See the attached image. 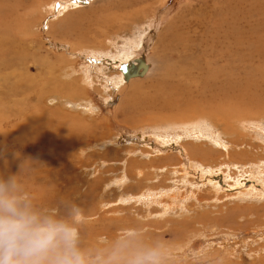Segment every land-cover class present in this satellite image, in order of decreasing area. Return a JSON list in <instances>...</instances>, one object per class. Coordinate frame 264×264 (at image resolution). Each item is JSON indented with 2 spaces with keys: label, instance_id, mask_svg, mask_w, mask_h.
<instances>
[{
  "label": "rangeland",
  "instance_id": "374dc122",
  "mask_svg": "<svg viewBox=\"0 0 264 264\" xmlns=\"http://www.w3.org/2000/svg\"><path fill=\"white\" fill-rule=\"evenodd\" d=\"M214 40L206 63L204 46ZM138 56L147 73L127 80L119 67ZM190 67L194 77L181 78L191 88L220 70L230 72L231 96L255 100V114L216 121L222 106L214 104L215 120L141 122L172 114L141 109L142 101L154 99L158 81L171 82ZM53 79L77 93L57 95L50 90ZM235 104L242 110L240 101ZM9 125L25 135L20 142L2 139ZM0 129V151L16 152L13 173L21 171L38 207L66 215L70 203L80 206L76 221L88 251L103 254L116 240L138 236L145 244H163L165 264L264 258V0H0ZM64 134L75 139L70 150ZM52 135L59 155L34 143ZM199 144L201 153L192 146ZM192 154L208 162L197 164ZM250 159L262 161L255 166ZM41 188L44 203L36 196Z\"/></svg>",
  "mask_w": 264,
  "mask_h": 264
},
{
  "label": "clouds",
  "instance_id": "9594fccd",
  "mask_svg": "<svg viewBox=\"0 0 264 264\" xmlns=\"http://www.w3.org/2000/svg\"><path fill=\"white\" fill-rule=\"evenodd\" d=\"M20 174L0 176V264H165L163 246L138 236L116 240L104 254L86 250L80 206L70 203L66 215L43 211Z\"/></svg>",
  "mask_w": 264,
  "mask_h": 264
},
{
  "label": "bare ground",
  "instance_id": "6f19581e",
  "mask_svg": "<svg viewBox=\"0 0 264 264\" xmlns=\"http://www.w3.org/2000/svg\"><path fill=\"white\" fill-rule=\"evenodd\" d=\"M81 1H84V0H81ZM75 2V1H74ZM20 7V6H19ZM47 7V6H46ZM219 27V26H218ZM207 32V31H206ZM175 33H170V35H169V39L171 40V41H176L177 39H173V35H174ZM214 34V33H213ZM213 39V38H212ZM191 42V41H190ZM217 44V41H212L211 42V44L210 45H206V46H204V51H203V57L205 56L206 58H208V59H206V63H209L210 62V59H211V57H209V56H211L212 55V53H213V50H214V46ZM194 48V47H193ZM187 49V48H186ZM184 52H186L185 51V49H184V47L182 48V53H184ZM174 53H176V52H174ZM193 52H191V53H188L189 55H191ZM181 55V54H180ZM186 55V54H185ZM184 55V56H185ZM221 55H222V53H221ZM181 56H183V55H181ZM188 56V55H187ZM177 59H179V58H177ZM182 61V60H181ZM184 62V61H183ZM180 63V62H179ZM185 63V62H184ZM185 64H187V63H185ZM188 65V64H187ZM192 66H193V68H195L196 66L194 65V64H191ZM190 66V65H189ZM193 68H189V71L188 72H186L185 70H183L184 72H179V76L180 77H176V78H174L171 82L170 81H158L157 83H156V85H155V87H156V89L157 88H159V90L158 91H156L155 92V97H154V99L152 98V97H150V98H152V99H147V100H149V102H145V101H142V106H141V109H147V108H152L153 110H154V108H156V109H158V110H162V109H167V110H169V111H171L172 112V114H170V113H168L167 115L168 116H166V115H164V116H162V115H160V116H158V118L156 117V114H155V116H153V117H150V119H148V118H144V120L143 121H141V122H152V121H155L156 119H165L166 120V118L168 117V119H171V120H174V121H183V123L185 122V121H188L187 122V124L189 123V122H191L193 119H195V118H197V117H201V118H203L204 117V119H210V120H215V118L217 117V115H219V112L217 111V110H215L213 107L214 106H217V105H214V104H221V105H219V106H222V109H221V117L220 118H218V119H216V121H218V120H226V118L227 117H231V118H228V120L229 119H232V117H239V118H247L248 116H252V115H254L255 113L254 112H252V110H255V107L256 106H259L258 105V103L255 101V100H253V99H234V97H232L231 96V94H232V91H231V89L234 87V83L230 80L232 77H231V73L230 72H226L225 70H220V71H218L216 74H215V76H211V81L208 79V81H206L204 78H201V80L198 82V86H196V88H191V85L190 84H187V81H185L183 78H181V77H185V79L186 78H189V75H191V73H192V71L194 70ZM197 68V67H196ZM119 70H120V74L122 73V75H123V73H125V77L127 78V80L129 79H133V78H137V77H141V76H144V74L145 73H147V64H146V62H145V58H144V56H138V57H136V58H133V59H131L130 61H127V63H123V64H121L120 65V67H119ZM198 72H201L202 71V69L201 68H198ZM221 74H223V75H221ZM226 74V75H225ZM121 75V76H122ZM199 75V74H198ZM194 77V75H191V77ZM220 76H224L223 77V79H222V81H221V78H220ZM54 78V77H53ZM220 78V79H219ZM163 79V78H162ZM54 81L51 83V85H52V87H50V90L51 91H53V92H55L57 95H62L63 97H67V98H69L70 96H72L73 94H76L77 93V90H76V88H75V86H73V85H69V84H63V83H57V81H56V79H53ZM123 82H124V79L122 80ZM225 81V82H224ZM221 82H224V84L225 85H222L221 84ZM12 88H14V87H12ZM16 88V87H15ZM14 88V89H15ZM17 88H19L18 86H17ZM168 88V90H166ZM23 89V88H22ZM192 89H194L195 90V92H191V91H194V90H192ZM24 90V89H23ZM23 90H22V92H23ZM18 91V90H17ZM18 92H20V91H18ZM8 93H11V91H8ZM7 93V95H9ZM4 94H6V92L4 93ZM14 95H15V92L13 93ZM18 94H20V93H18ZM22 94V93H21ZM12 95V94H11ZM10 96V95H9ZM13 96V95H12ZM12 96H10V97H12ZM146 96V95H145ZM5 97H7V98H9L8 96H5ZM147 98V97H146ZM23 99V98H22ZM185 100L186 99V103L185 102H183L182 100ZM146 100V99H145ZM151 100H153V101H151ZM52 101V100H51ZM236 101H240L241 102V104H242V107L240 108V109H242V110H239V107L235 104V102ZM237 104H239V103H237ZM240 105V104H239ZM206 109H208V111L206 110ZM246 111V112H245ZM18 113H16V115H17ZM22 114V113H21ZM42 113H40V115H41ZM10 115V114H9ZM14 115V114H13ZM20 115V114H19ZM19 115H17V116H19ZM43 115H45V114H43ZM43 115H41L42 117H44ZM49 115V114H48ZM48 115H47V119L46 120H48V121H52V122H54L55 124H57L58 123V120L57 119H55V118H50V117H48ZM199 115V116H198ZM16 116V117H17ZM23 116V115H22ZM26 116V115H25ZM46 116V115H45ZM8 117H10V116H8ZM20 117V116H19ZM19 117H18V119H19ZM11 118H15V115H14V117H11ZM57 118V117H56ZM200 118V119H201ZM249 118V117H248ZM254 119H255V117H253ZM1 119H2V117H1ZM3 119H5V118H3ZM41 119V118H40ZM43 119V118H42ZM71 119V118H70ZM256 119H258V118H256ZM263 119V118H262ZM22 120V122L24 123V121H23V119H21ZM20 120V121H21ZM26 120V119H25ZM29 121H30V119H28ZM67 120V119H66ZM165 120H161V121H165ZM190 120V121H189ZM236 120V119H235ZM249 120V119H248ZM14 121V120H13ZM19 121V120H18ZM237 121V120H236ZM247 121V120H246ZM250 121V120H249ZM257 121V120H256ZM8 122H9V120H8ZM12 122V121H11ZM239 122V121H238ZM244 122V121H243ZM242 122V123H243ZM251 122H252V120H251ZM253 122H254V120H253ZM18 123V122H17ZM16 123V124H17ZM28 123V122H27ZM182 122H181V124H183ZM186 123V122H185ZM218 123V122H217ZM40 124H41V122H40ZM191 124V123H190ZM2 125V124H1ZM7 124H5V126H6ZM19 125V124H18ZM42 125V124H41ZM48 125V124H47ZM215 125V124H214ZM226 125V124H225ZM2 126H4V124L2 125ZM12 126V125H11ZM10 125H9V127H11ZM17 126V125H16ZM24 126H26V125H24ZM44 126H46V125H44ZM49 126V125H48ZM138 126V125H137ZM7 127V126H6ZM37 127V126H36ZM42 127V126H41ZM50 127V126H49ZM89 126L87 125V127H86V129L88 130L89 128H88ZM219 127V126H218ZM223 127V126H222ZM12 129H10L9 131L7 130H2V129H0V130H2L1 131V133H2V135H3V140L5 139V137L6 136H8L9 138L8 139H12V142H16V141H18V142H20L22 139H23V137L25 136H21V137H19V136H17L16 135V132H15V128H13V127H11ZM19 128H20V126H19ZM55 128H57V129H59L58 127H55ZM63 128V127H62ZM92 128V127H91ZM235 128V127H234ZM43 129H44V127H43ZM53 129V128H52ZM61 129V128H60ZM60 129H59V131H60ZM216 129V128H215ZM218 129V128H217ZM217 129H216V131H217ZM225 129V128H224ZM227 129H229V128H227L226 127V130ZM17 130V129H16ZM21 130H23L22 131V133H24V130L25 129H21ZM20 130V131H21ZM55 130V129H54ZM91 130H94V129H91ZM225 130V131H226ZM235 130H237L236 128H235ZM19 131V132H20ZM49 131H50V129H49ZM53 131V130H52ZM57 131V130H56ZM90 131V130H89ZM228 131V130H227ZM227 131H226V133H227ZM233 131V130H232ZM231 131V132H232ZM19 132H17V133H19ZM217 132H219V131H217ZM224 132V131H223ZM229 132H230V129H229ZM230 132V133H231ZM37 133V132H36ZM54 133V132H53ZM59 133V132H58ZM234 133V132H233ZM83 134V133H82ZM221 134H223V133H221ZM234 134H236V133H234ZM234 134H233V136H234ZM31 135V134H30ZM44 135V134H43ZM57 135V134H56ZM217 135V134H216ZM218 135H219V133H218ZM1 136V135H0ZM53 136V135H52ZM51 136V137H52ZM220 136V135H219ZM228 136V135H227ZM48 137V136H47ZM54 137V138H53ZM52 138L53 139H50V138H44V137H41V136H38V139L34 142L35 144H37V145H39L41 142H43L44 143V145H45V147H46V150H48V151H51L52 153H54L55 154V152H59V150L61 151L62 150V148L61 149H59V148H54L53 147V145L54 144H52V142H56V139H55V136H53ZM62 138H64L65 140H67V141H69V150H70V148L71 147H73L75 144V139H74V137H69V136H67V135H65L64 134V136H61ZM61 137H58V138H61ZM230 137H231V134H230ZM57 138V137H56ZM29 139V138H28ZM45 139H47V140H45ZM186 139V138H185ZM216 139H217V137H216ZM219 140H220V138H218ZM173 140H175V139H173ZM188 140V139H187ZM186 140V141H187ZM233 140V139H232ZM237 140V139H236ZM1 141V140H0ZM161 141V140H160ZM178 141V140H177ZM183 141V140H182ZM185 141V140H184ZM216 141H218V140H216ZM238 141H239V138H238ZM5 141H3V145L6 143H4ZM65 142V141H64ZM74 142V143H73ZM229 142L231 143V141L229 140ZM234 142H236V141H234ZM240 142V141H239ZM9 143V142H8ZM7 143V144H8ZM11 143V142H10ZM62 143V142H61ZM183 143V142H182ZM185 143V142H184ZM2 143H0V145H1ZM7 144L5 145V146H7ZM16 144V143H15ZM17 144H20V143H17ZM35 144H33V145H35ZM159 144V143H158ZM187 145H189L188 143H186ZM186 144H183V145H186ZM235 144V143H234ZM234 144H232V145H234ZM237 144H239V143H237ZM246 144V143H245ZM9 145V144H8ZM41 145V144H40ZM56 145H57V143H56ZM236 145V144H235ZM36 146V145H35ZM34 146V147H35ZM41 146H43V145H41ZM58 146H59V144H58ZM190 146V145H189ZM193 147H194V149H196L195 151H197V152H200L201 153V150H202V144L200 145H198V146H196V145H192ZM238 146V145H237ZM15 147H17L18 148V145H16ZM40 147V146H39ZM234 147V146H233ZM240 147V145L238 146V148ZM247 147V146H246ZM249 147V146H248ZM38 148V147H37ZM41 148V147H40ZM235 148V147H234ZM252 148V147H251ZM250 148V149H251ZM7 148H5V150H3V151H0V176H4V177H7L8 175H10V174H18L19 173V171H17V172H15V173H13V166H16L17 164H16V162H15V159H16V152H12L11 150H6ZM9 149H10V147H9ZM16 149V148H15ZM67 149V148H66ZM206 149V148H205ZM209 149V148H208ZM0 150H2V149H0ZM41 150V149H40ZM68 150V149H67ZM252 151H253V149H251ZM17 151V150H16ZM18 151H19V149H18ZM195 151H194V153H195ZM203 151V150H202ZM211 151V150H210ZM21 152V151H20ZM22 152H23V150H22ZM192 152H193V149H192ZM228 152V151H227ZM232 152V151H231ZM231 152H229V154L231 153ZM235 152V151H234ZM31 153V152H30ZM60 153H62V152H60ZM59 153V154H60ZM202 153H204V152H202ZM213 153V152H212ZM219 153V152H218ZM222 153V152H221ZM57 155H59L58 153H56ZM55 154V155H56ZM197 154V153H196ZM195 154V155H196ZM208 154V153H207ZM233 154V153H232ZM236 154V153H235ZM240 154V153H239ZM238 154V155H239ZM249 153H247L246 155H248ZM167 155V154H166ZM170 155V154H169ZM188 155V154H187ZM189 155L191 156V154L189 153ZM193 155V154H192ZM202 155L203 154H201V155H199V159H200V157H202ZM205 155H206V153H205ZM237 155V156H238ZM241 155V154H240ZM61 156V155H60ZM64 156V155H63ZM189 156V157H190ZM194 156V155H193ZM210 156V154L208 155V157ZM219 156V155H218ZM229 156H231L232 157V155H229ZM235 156V155H234ZM244 156V155H243ZM252 156H254V155H252ZM257 156V155H256ZM6 157H9L10 159H6ZM52 157V156H51ZM55 157H57V156H55ZM188 157V156H187ZM192 157V156H191ZM194 157H196V156H194ZM194 157H193V159L191 160L190 159V161L193 163V162H195V160H194ZM210 157H212V156H210ZM264 157V156H263ZM163 158V157H162ZM174 158V157H173ZM205 158V157H204ZM235 158V157H234ZM233 158V159H234ZM241 158V157H240ZM176 159V158H175ZM212 159H214V158H212ZM225 159V158H224ZM232 159V160H233ZM236 159V158H235ZM234 159V160H235ZM238 159V158H237ZM236 159V160H237ZM262 159H264V158H262ZM262 159H257V160H251L250 159V161L254 164L255 162H257L258 160H261L262 161ZM166 160V159H165ZM170 160H171V158H170ZM177 160V159H176ZM196 160H197V157H196ZM207 161V159H204V161ZM211 160V159H210ZM233 160V161H234ZM56 161V160H55ZM60 161V160H59ZM168 161V160H167ZM180 161H182V160H180ZM198 161L199 160H197V164H198ZM202 160H200L199 162H201ZM204 161H202V162H204ZM213 161V160H212ZM211 161V162H212ZM216 161V160H215ZM230 161V160H229ZM243 161V160H242ZM249 161V162H250ZM260 161V162H261ZM15 162V163H14ZM179 162V161H178ZM177 162V163H178ZM208 162V161H207ZM226 162V161H225ZM236 162V161H235ZM245 162V161H244ZM150 163H152V161H150ZM205 163V162H204ZM232 163V162H231ZM251 163V164H252ZM176 164V163H175ZM180 164V163H179ZM183 164V163H182ZM196 164V165H197ZM200 164V163H199ZM206 164V163H205ZM208 164V163H207ZM212 164V163H211ZM219 164V163H218ZM223 164V163H222ZM227 164V163H226ZM239 164V163H238ZM241 164V163H240ZM252 164V165H253ZM190 165V164H189ZM224 165V164H223ZM229 165V164H228ZM233 165V164H232ZM235 165V164H234ZM243 165V164H242ZM255 165V164H254ZM253 165V166H254ZM164 166V165H163ZM171 166V165H170ZM177 166V165H176ZM201 166L203 167V165L201 164ZM210 166V165H209ZM219 166V165H218ZM256 166V165H255ZM261 166V165H260ZM259 166V167H260ZM109 167V166H108ZM162 167V166H161ZM149 168H151V167H149ZM158 169H160V167L158 168ZM259 170H261V168H258ZM171 170H173V169H171ZM240 171V170H239ZM251 171H252V168H251ZM176 172V171H175ZM247 172V171H246ZM249 172V171H248ZM255 172V171H254ZM174 173V172H173ZM235 173V172H234ZM244 173V172H243ZM256 173V172H255ZM259 173H261L263 176H264V169L263 170H261ZM168 174V173H167ZM127 175H128V177L129 178H133V175H132V173H130V172H128L127 173ZM246 175V174H245ZM35 176V175H34ZM33 175H32V177H34ZM237 176V175H236ZM255 176V175H254ZM31 177V176H30ZM36 177V176H35ZM28 178H29V176H28ZM28 178H26V179H28ZM242 179L239 181L237 178H236V180H238L240 183H241V185H242V183L244 182V178L245 177H241ZM251 178H253V177H251ZM257 178V177H256ZM25 179V178H24ZM20 180H22V179H20ZM30 180V179H29ZM33 180V179H32ZM34 180H38V176L36 177V178H34ZM42 180V179H41ZM96 180V179H95ZM99 180V179H98ZM97 180V181H98ZM252 180V179H251ZM25 181V180H24ZM96 181V182H97ZM100 181V180H99ZM98 181V182H99ZM102 181V180H101ZM256 181V180H255ZM86 182V181H85ZM251 182V181H250ZM258 182H259V180H258ZM263 182H264V179H263ZM25 183V182H24ZM27 183H29V182H27ZM31 183V182H30ZM36 183V182H35ZM44 183V182H43ZM238 183V182H237ZM236 183V184H237ZM41 184V183H40ZM82 184H84V183H82ZM88 183H86V185H87ZM91 184V183H90ZM93 184V183H92ZM96 184V183H95ZM94 184V185H95ZM89 185V184H88ZM109 185V184H108ZM240 185V186H241ZM36 186H38V185H36ZM43 186V185H42ZM51 186H53V185H50V187ZM57 186V185H56ZM55 186V187H56ZM93 186V185H92ZM34 187V186H33ZM46 186H44V188H45ZM49 187V188H50ZM91 187V186H90ZM37 188V187H36ZM39 188V187H38ZM43 188V187H42ZM42 188L41 189H38L37 191H36V196L38 197L37 199H39V198H41L42 200H43V197H44V193H45V191H43L42 190ZM48 188V187H47ZM83 188V187H82ZM93 188V187H92ZM91 188V189H92ZM106 188H107V186H106ZM77 189V188H76ZM100 189V188H99ZM50 190H52V187H51V189ZM50 190H48V191H50ZM79 190V189H78ZM34 191V190H33ZM95 191V190H94ZM47 192V191H46ZM74 192H75V190H74ZM91 192V191H90ZM90 192H88V195H90L89 193ZM32 194V193H31ZM50 194V193H49ZM51 194H53L52 192H51ZM57 194V193H56ZM45 195H46V193H45ZM59 195V194H58ZM83 195H85V193L83 194ZM35 196V197H36ZM51 197H52V195H50ZM53 196H55V193H54V195ZM57 196V195H56ZM55 196V197H56ZM161 196V195H160ZM87 197V196H86ZM46 198V197H45ZM45 198H44V200H45ZM54 198V197H53ZM85 198V197H84ZM92 198V197H91ZM49 199V198H48ZM52 199V198H51ZM50 199V200H51ZM60 199V198H59ZM42 200H40L41 202H42ZM44 200H43V202L42 203H44ZM54 200V199H53ZM86 200V199H85ZM88 200V199H87ZM86 200V201H87ZM157 200V199H156ZM59 201V200H58ZM58 201H57V204H58ZM52 202V201H51ZM88 202V201H87ZM49 203H50V201H49ZM48 203V204H49ZM84 203V202H83ZM52 204H53V202H52ZM54 204H56V202H54ZM56 204V206H59V205H57ZM61 204V203H60ZM78 205V204H77ZM49 207V206H48ZM51 208H54V207H51ZM50 208V209H51ZM86 216V215H85ZM83 217V216H82ZM155 225V224H154ZM164 225V224H163ZM167 227V226H166ZM157 230V229H156ZM166 230V229H165ZM167 230H169V229H167ZM161 231V230H160ZM171 231V230H170ZM163 232V231H162ZM168 232V231H167ZM161 233V232H160ZM172 233V232H171ZM175 233V232H174ZM165 234V233H164ZM158 235H159V232H158ZM172 236V235H171ZM175 236V235H174ZM160 239H161V237H160ZM152 242V241H151ZM163 245V244H162ZM89 247V246H88ZM91 248H93V247H91ZM86 249V248H85ZM94 249H95V247H94ZM164 249H165V247H164ZM88 250V249H87ZM109 250V249H108ZM169 250V249H168ZM98 251V250H97ZM96 251V252H97ZM101 253V252H100ZM102 254V253H101ZM103 254H104V252H103ZM170 260V259H169ZM210 261L211 260H208L207 262V264H210ZM204 262V261H203ZM253 264H264V258L263 257H261V258H259V259H256V260H254L253 262H252ZM196 264V263H195ZM250 264V263H249Z\"/></svg>",
  "mask_w": 264,
  "mask_h": 264
},
{
  "label": "water",
  "instance_id": "95a60500",
  "mask_svg": "<svg viewBox=\"0 0 264 264\" xmlns=\"http://www.w3.org/2000/svg\"><path fill=\"white\" fill-rule=\"evenodd\" d=\"M124 75H125V73H124Z\"/></svg>",
  "mask_w": 264,
  "mask_h": 264
}]
</instances>
